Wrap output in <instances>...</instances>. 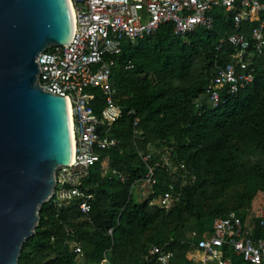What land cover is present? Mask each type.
<instances>
[{
    "label": "trees",
    "instance_id": "16d2710c",
    "mask_svg": "<svg viewBox=\"0 0 264 264\" xmlns=\"http://www.w3.org/2000/svg\"><path fill=\"white\" fill-rule=\"evenodd\" d=\"M261 18L252 14L240 30L248 34L246 23L256 25ZM234 31L231 13L223 11L214 15L211 29L198 27L181 36L165 23L141 39L122 42L120 53L109 56L115 62L110 82L123 108L111 131L119 143L102 151L81 181L93 194L90 211L81 214L78 199L60 206L47 200L17 264H100L104 256L109 264H156L145 259L148 249L166 242L174 254L171 264L188 263L189 246L181 241L189 231L208 229L229 211L245 216L264 206V53L252 59L254 78L237 94L222 93V102L213 106L204 91L215 66L228 60L232 48L226 38ZM152 145L162 149L151 163L169 153L173 162L184 163L190 178L183 182L156 167L152 193L134 203L131 187L147 165L139 152ZM111 169L125 179L109 174ZM169 183L176 198L165 210L160 194ZM235 184L245 189L230 205L213 203ZM73 242L82 255L72 252Z\"/></svg>",
    "mask_w": 264,
    "mask_h": 264
},
{
    "label": "built area",
    "instance_id": "2783aa9c",
    "mask_svg": "<svg viewBox=\"0 0 264 264\" xmlns=\"http://www.w3.org/2000/svg\"><path fill=\"white\" fill-rule=\"evenodd\" d=\"M73 10V33L67 45H53L36 57L39 73L37 82L47 92L63 96L71 115L73 135L72 161L56 170L55 185L47 200L60 206L78 199L84 216L90 211L93 194L82 185L89 168L99 161L102 151L111 150L118 140L111 135L112 126L122 116L123 108L115 100L110 82L115 62L109 56L119 54L122 40L135 41L152 34L160 25L171 23L177 35H185L198 27L211 29L214 9L231 13L235 31L226 42L232 48L228 60L215 66L205 85V94L213 106L221 101L222 93L235 95L253 80L252 59L264 53V2L260 0H70ZM260 13L262 18L248 34L240 28L245 19ZM219 49V47H218ZM132 67L127 61L126 69ZM95 90V91H94ZM99 112L93 101L96 99ZM96 102V101H95ZM127 115H134L127 110ZM138 118L134 117L135 128ZM135 135L140 132L134 130ZM159 152V151H158ZM156 152V153H158ZM139 152L146 171L140 181L152 186L156 183L155 168L181 177L190 174L184 163L173 162L169 153L151 163L154 154ZM109 174L125 177L114 169ZM174 184L169 183L160 194L159 206L168 210L175 201ZM111 233V229L108 230ZM78 256L82 249L70 243ZM181 244H187L188 263L180 264H264V206L243 216L229 211L212 220L210 228L201 232L191 230ZM173 251L166 242L149 247L145 256L156 264H171ZM100 264H109L107 258Z\"/></svg>",
    "mask_w": 264,
    "mask_h": 264
},
{
    "label": "water",
    "instance_id": "95a60500",
    "mask_svg": "<svg viewBox=\"0 0 264 264\" xmlns=\"http://www.w3.org/2000/svg\"><path fill=\"white\" fill-rule=\"evenodd\" d=\"M72 33L67 0H0V264H17L70 163L67 100L39 86L36 57Z\"/></svg>",
    "mask_w": 264,
    "mask_h": 264
},
{
    "label": "rangeland",
    "instance_id": "374dc122",
    "mask_svg": "<svg viewBox=\"0 0 264 264\" xmlns=\"http://www.w3.org/2000/svg\"><path fill=\"white\" fill-rule=\"evenodd\" d=\"M226 12L223 9H214V11L211 13L213 16L217 13V12ZM227 13V12H226ZM252 22L246 23V29L250 31V29L252 28ZM127 42L128 40H122V42ZM150 151L153 153H156L158 151H161L162 147L160 146H150L149 147ZM56 174V173H55ZM245 189V186L243 184H235L230 186L228 189L225 190V192L216 200L213 201V203L215 201H220L223 200L225 201L226 204H231L232 201L235 198V195L237 192L243 191ZM152 193V186L148 185V183L143 182V181H137L135 182L132 187H131V195H132V201L134 203H141L142 201H144L145 199L148 198V196Z\"/></svg>",
    "mask_w": 264,
    "mask_h": 264
},
{
    "label": "bare ground",
    "instance_id": "6f19581e",
    "mask_svg": "<svg viewBox=\"0 0 264 264\" xmlns=\"http://www.w3.org/2000/svg\"><path fill=\"white\" fill-rule=\"evenodd\" d=\"M67 3L69 5V9H70V17H71V22H72V27L74 26L73 25V10H72V7H71V2L70 0H67ZM68 118H69V127H70V137H71V158H70V162L72 161V152H73V145H74V141H73V135H72V130H71V115H70V110L68 108Z\"/></svg>",
    "mask_w": 264,
    "mask_h": 264
}]
</instances>
